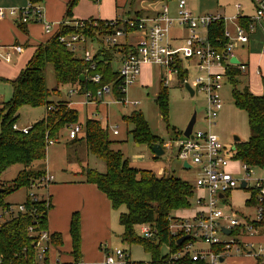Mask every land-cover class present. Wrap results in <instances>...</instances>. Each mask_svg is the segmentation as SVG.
Instances as JSON below:
<instances>
[{"label": "trees", "instance_id": "obj_1", "mask_svg": "<svg viewBox=\"0 0 264 264\" xmlns=\"http://www.w3.org/2000/svg\"><path fill=\"white\" fill-rule=\"evenodd\" d=\"M28 1L35 6L39 5L42 0ZM77 1L69 0L66 17L70 16ZM66 20L44 43L36 46L19 74L8 80L11 83L13 95L10 101L3 102L0 107V174L13 164H21L22 168L11 187L0 186V208L7 209L12 206L2 200L4 194L9 191L20 187L31 189L32 184L39 189L44 187L39 182L45 175V170H31V164L34 161L45 159L48 139L56 140L62 129L79 122L77 110L70 107L68 101L60 97V89L63 86L77 84L82 92L86 89L95 91L100 84L108 83L114 88V97L121 98L122 96V93L117 90L120 77L111 67L113 52L120 47L119 50L126 54L132 47L116 45L105 48L99 45L93 56L95 69L86 71L88 64L60 42L59 36L82 32L92 40L98 41L97 35L112 33L114 27H105L103 22L108 20H96L100 23L99 28L96 29L79 28L71 20L69 23H66ZM32 22L37 21L32 19ZM238 22L246 25L247 19L239 16ZM18 26L21 29L26 28V24L23 23H19ZM224 27L223 20L212 22L208 27V40L223 43L225 41ZM48 64L52 66L55 79L56 85L53 88H48L46 85L45 71ZM182 65L181 60L175 64L179 69L177 78L181 81L186 75V70ZM241 73L237 69L228 70L227 81L232 82L234 86L232 95L235 106L247 113L250 134L246 140L234 143L232 157L250 167L264 169V78L262 79V93L255 95L248 85H243L241 89L236 88V80ZM92 74H100V84L89 80L88 77ZM81 75L84 76L83 81L79 80ZM165 87L163 85L155 100L164 119L167 114ZM24 105L45 108L44 116L30 125L27 133L13 129V124L18 118V110ZM125 120L133 125L131 133L136 143H146L149 148L156 143L162 145L159 137L150 132L141 112H133L130 116H126ZM82 128V135L69 140L67 145L76 146L83 142L86 151L102 159L105 165L104 171H97L87 166L88 169L82 171L84 181L94 184L103 192L112 209L125 207V210L118 216L119 225L122 227L121 240L128 244L140 242L151 256L149 261L141 262L131 261L127 254L126 264H190L186 257L181 261L169 259V254L182 246L177 245V239L173 237L169 225L173 219L177 220L172 212L191 206V197L194 194L193 184L173 175H156L151 170L131 167L128 159L120 151L112 148L108 131L101 126L99 120L87 118L82 123ZM172 131L173 139L182 134L181 131L175 129ZM249 191L250 198L247 203L252 205L255 191L250 189ZM20 203L25 205L26 211L10 213L7 219L0 224V264H49L47 256L44 262L37 260L36 241L40 232L45 230L48 232L47 215L51 208L50 200L42 195L34 201L27 192L26 197ZM141 224H147L155 229L152 238H140L136 234L135 227ZM252 224L262 229L261 232H263L264 221ZM30 226L33 234H30L28 230ZM69 228L72 241L71 254L74 260L57 264H82L80 220L77 213L72 214ZM48 233L50 245L61 244L59 233ZM235 233L238 235L240 232L236 230ZM162 244L167 246L166 253L160 251ZM242 247L241 244L240 248ZM215 250L221 251L223 247H215ZM106 253L108 254V251ZM255 264H264V254L256 256Z\"/></svg>", "mask_w": 264, "mask_h": 264}, {"label": "built area", "instance_id": "obj_2", "mask_svg": "<svg viewBox=\"0 0 264 264\" xmlns=\"http://www.w3.org/2000/svg\"><path fill=\"white\" fill-rule=\"evenodd\" d=\"M92 1L98 2L100 0ZM250 1L253 13L245 16V19H247L246 25L238 22L242 6L239 2L234 3L236 11L234 16L226 19L220 13L193 15L187 8L186 0H177L175 18L169 16L168 7L162 5L153 17H134L103 22L105 27H114L112 33L97 35L99 41L97 44L105 48L120 45L119 40L130 32H141L142 38L124 55L117 71L120 77L117 90L122 93L121 98L113 96L114 88L111 84H100V74H92L89 75V80L100 84V86L95 91L89 89L83 91L82 95L85 102H101L105 95H112L114 101L118 100L125 103L126 89L137 81L142 65H157L166 68L170 73L177 74L179 69L175 66L176 62L187 60L192 62L195 68L200 71L195 83L197 89L206 94L207 108L204 119L208 126L212 125L222 108L220 89L224 81L227 80L228 70L248 71L246 63L239 61L238 63H232L230 61L231 57L234 56L235 47L239 44L248 43L250 36L258 27L264 28V0ZM6 17H16L17 21L23 24L32 22V19L40 21L41 7L28 2L27 6L22 9L0 8V19ZM217 20H223L224 23L226 21L234 23L233 32L226 26L224 27L223 37L225 41L223 43L208 40V27ZM73 24L79 28L91 29L100 26V23L96 20H79L74 21ZM173 24L184 27L187 31L185 40L180 46L174 47L168 42L169 31ZM44 30L46 33H51L52 28L49 24H45ZM59 40L74 52L81 50V58L88 64L86 71L95 69L93 56L96 49L90 48L89 44L93 41L96 42V40H92L82 32L61 35ZM21 49V46H14V50L17 52H20ZM9 57L10 54L6 53L5 58L9 59ZM255 72L257 75H261L259 68H256ZM79 92L77 84L70 85L68 96L79 94ZM131 104L137 105V102ZM13 129L21 130L23 133L28 131V127L19 128L16 123L13 124ZM81 132L82 125L74 123L68 127L67 137L70 140L77 138ZM113 133H117V130L113 129ZM54 142V139H48L47 146ZM173 146L176 150V156L183 161V164H188V168L196 166L197 177L193 187L194 191H198V195L195 197L196 209L193 215L180 218L179 221L177 216V220L173 219L170 222L169 228L174 238L177 240L183 236H187V238L181 243L182 246L179 249L169 254V259L181 261L186 257L190 264H221L220 259L224 258L228 250L233 245L241 244V239L237 237L235 231L238 230L239 234L248 232V235H253L257 233L258 228L254 227L252 223L264 221V178L256 179L255 183L249 187L248 181L250 180L252 167L242 162L238 163V167L245 172L246 177L236 178L229 168L232 162H237L232 157V148L228 152L218 136L212 132L192 129L189 136H184L182 132L180 137L174 139ZM52 178L51 175L45 173L39 184L45 186ZM243 181L246 182L244 188L248 187L250 190L255 191L254 203L252 204L255 208V215L252 219L246 216L238 219L235 211L231 210L227 213L221 207L223 201L228 202L230 198L228 193H231L237 187H241ZM31 187V189H35L36 185L32 184ZM29 196L34 201L38 199L34 191L29 193ZM25 211L26 208L23 203L9 206L7 209L0 208V224L7 219L10 213ZM223 229L230 230V233L225 234ZM28 230L30 234H33L31 226ZM140 233L143 238H152L155 229L147 224H141ZM49 245V233L46 230L40 232L36 241V258L39 262L45 261ZM202 245H206L208 248L200 247ZM245 245L254 256L264 254L262 243H259L257 247L254 242H248ZM220 246L223 247V250L216 251L215 247ZM126 256L127 253L124 249H117L113 255L106 254L105 264H112L116 259L120 260L121 264H126Z\"/></svg>", "mask_w": 264, "mask_h": 264}, {"label": "rangeland", "instance_id": "obj_3", "mask_svg": "<svg viewBox=\"0 0 264 264\" xmlns=\"http://www.w3.org/2000/svg\"><path fill=\"white\" fill-rule=\"evenodd\" d=\"M89 1L94 5L100 3V1ZM186 2L187 8L193 15L220 13L223 17L229 19V17L234 16L235 14V2H239L243 6L244 13L252 12L248 0H186ZM162 5H167L169 7V14L171 16H175L177 10L176 0H119L117 1L116 6H113L112 17L119 20H122L126 16L134 18V12L137 10L143 11L141 12L143 14H151L160 10ZM87 8L88 6L86 4L81 7L82 10ZM66 23H69V21ZM177 31V26H172L169 33H177ZM250 37L248 48L247 43L244 44V49L243 46H239L241 48L234 49L241 61H246L249 54L251 65L254 66H251L250 69V79L247 78L246 72H242L241 75L238 76V80H236V88L241 89L243 85H248L249 81L250 89L254 92H259L262 90L261 76L264 77V55H261V52H264V33L261 29L257 28V30ZM29 52L30 49L25 48L24 53L21 54L20 58L19 56H14L11 63H6L4 62V59H0V78H3V80H0V107L3 102L11 100L13 89L8 80L15 78L25 67L27 62L22 64V61L26 58V54ZM75 55L77 57L81 56V50H77ZM182 62L183 68L186 70V75L183 81L177 78L176 73H170L164 67L149 65L150 69L146 73V79L141 80V77L139 76L133 85L127 87L124 97L125 103L118 100L114 101V97L112 95H105L103 100L99 103H86L85 100H83L82 94H75L70 97H72L71 99L73 101L81 100L73 103V106L76 108L79 116L78 123H83L87 118L99 120L101 126L108 131L109 139L112 141V148L120 151L123 156L128 159L131 167L151 170L156 175H173L193 184L197 177V168L196 166H193L192 168L184 167L183 161L176 156V150L173 146L174 136L172 129L183 132L191 116L195 113L196 120L192 129L209 131L216 134L228 152L235 143V136L239 138L237 141H244L249 137L250 131L247 113L245 110L239 109L235 106L232 95L234 86L232 82L227 80L224 81V84L220 89L222 108L219 111L217 118L214 120V123L208 126L204 119L207 108L206 94L203 91H199L195 83L196 79L200 75V71L195 68L192 62L187 60H183ZM258 64L261 73L260 76L255 72V66ZM112 66L114 69L119 68V62H117L116 57L112 60ZM45 78L48 88L55 87L56 84L51 64L47 65ZM186 83L193 89V95H191L185 87ZM163 85L166 86L165 88L167 93V114L165 119L162 117L161 111L155 101ZM68 90L69 86H63L60 89V97L69 98ZM70 101L68 100V105L70 104ZM132 102H137V105H132ZM44 109V107H31L27 105L21 106L18 110V118L16 119L17 124L21 128L26 126L29 127L42 116ZM133 112H141L150 132L159 137L162 145L160 143L158 144H160L164 149V153L162 155L152 157L153 153L146 143L138 144L134 141L131 133L133 125L127 123L125 120V117L130 116ZM113 129L117 130V133H113ZM67 136L68 128L62 129L55 142L52 145L47 146V158L45 157L46 159L44 160L34 161L31 164L30 169L34 171L43 170L45 169V166L49 164L51 170H49V172L55 177L53 182H57L58 177L63 180L70 178L69 181H73V179L78 178L83 179L84 175L82 171H85L88 167L86 165L81 166L80 172L76 169L78 166V156L75 155L74 146L69 147L67 145L68 141L65 140L68 139ZM77 147L81 148V157L85 164L97 171H104L105 165L102 159L91 153H88L87 155L83 153V148L85 149L83 142L77 145ZM234 161L237 162H232L229 167L232 170L233 175L238 179L246 177L245 172L238 167V163H241V161ZM58 165H63L64 168L67 169L66 172L60 174V171H58L59 175H57L54 172V169L58 168ZM21 168V164H13L2 172V174H0V186L11 187ZM74 168L76 170L72 172ZM77 171L82 175V177L80 175H76ZM259 178H264V169L252 167L250 180L248 181L249 187H251L255 183V180ZM32 191L36 192L38 196H42L43 194V190L39 188L25 189V187H20L4 194L2 200L14 206L24 200L27 192L31 193ZM197 195L198 191L195 190L193 196L191 197V206L185 209V211H174L172 212V215L174 217L181 215L189 217L196 209L194 201ZM249 198L250 191L248 187H237L231 191L228 202L226 203V201H223V203H221V207L227 213L231 212V210L233 212L235 211L238 219L244 216L252 219L255 215V208L253 205L247 203ZM124 210L125 207L122 206L112 212L113 217L109 241L103 243L99 248H93V251L100 254L99 260L103 261L101 264H105L107 251L109 255H113L117 249H124L129 255V259L131 261L147 262L151 259L149 252L140 242L128 244L121 240L122 229L118 222V216L119 213ZM74 213H77L79 217L78 211ZM72 214L70 216V221ZM67 232L70 240V247L72 249L70 228H68ZM135 232L140 238H143L140 233V226L135 227ZM56 233L60 234L62 242L59 245H52L51 255H57L63 251V234L59 231ZM246 235H248V232L239 234L237 237L242 240V238ZM246 239L247 240L244 239L242 241L244 244L242 248H239L241 244L233 245L224 255L225 260L221 262V264H255L254 262L256 256L248 254V251L250 250L247 249L245 244L248 242H255L254 244L257 247L259 242H261L262 247H264V240L263 238L256 237H248ZM200 247L208 248L206 245H202ZM237 248H239V250ZM160 251L161 253H166L167 246L162 244ZM60 263L63 262L61 261ZM112 264H121V262L116 259Z\"/></svg>", "mask_w": 264, "mask_h": 264}, {"label": "crops", "instance_id": "obj_4", "mask_svg": "<svg viewBox=\"0 0 264 264\" xmlns=\"http://www.w3.org/2000/svg\"><path fill=\"white\" fill-rule=\"evenodd\" d=\"M88 1L89 0H78L77 3L72 8L70 16L66 17L65 13H66V8H67V3L69 2V0H42L41 3H39L41 7V20L37 22L27 23L25 29H21L18 26L19 22L17 21L16 17H6L3 19H0V59L1 60L4 59V62L6 63H11L14 56H19L20 58L21 54L24 53V49L29 48L30 52L26 54V58L22 61V64L28 62L36 46H38L41 43H44L52 35V33H54V31L58 28V26H60L66 20V18H67V21L71 20L72 22L79 21V20H90V19L103 20V21L119 20V19L112 17L113 16L112 15L113 6L114 5L116 6L117 1L119 0H100V3L97 5L91 4L92 2L90 1L88 2ZM248 1H249V6L251 7L252 12L244 13L243 6H241L240 16L245 17L253 13V7L251 4V1L250 0ZM28 2H29L28 0H0V8L5 9V8L13 7V8L22 9L27 6ZM176 3H177V0H176ZM84 4H86L88 8L85 10H82L81 7ZM168 10H169V7H168ZM158 11L159 10L151 14L149 13L143 14L141 13L143 11L137 10L134 12L133 17H153L157 14ZM169 16L171 15L169 14ZM171 17L175 18L176 14L175 16H171ZM125 18H130V17L126 16L123 19ZM45 24H49L51 26L52 28L51 33L45 32L44 30ZM173 26H177L178 31L177 33H173V32L169 33L168 42L174 47L180 46L183 44L185 40L187 31L184 27L178 26L176 24H173ZM225 26L230 31L233 32V29H234L233 22L226 21ZM258 28L261 29V31L264 33L263 27L262 28L258 27ZM141 38H142L141 32H130V33H127L126 36L122 37L119 40V44L121 46L128 45L132 47ZM97 42L98 41L96 42L93 41L91 44H89L90 48L92 47L93 49L97 50L100 45V44H97ZM248 45L249 43L247 44V48H248ZM14 46H21L22 48L21 51L20 52L15 51ZM239 46H243V49L245 48L244 44H241V45L239 44L237 47H235V49L241 48ZM119 49L120 47L117 48V50L113 52L112 60L114 59V57H116L117 62H119V67H120L121 61L124 58L125 53ZM6 53L10 54L9 59L5 58ZM261 55L263 56L264 52H261ZM234 57L239 62L246 63L248 65V71L246 72V76L247 78L250 79V69H251V66L252 67L254 66L251 65L249 54L247 56L246 61H241L240 57L235 53V51H234ZM111 65H112V62H111ZM149 65H153V64L142 65L141 73L139 75L141 77V80L146 79V73L150 69ZM111 67L116 72L119 70V68L114 69L113 66ZM255 67L259 68V64L256 65ZM263 78L264 77H262V79ZM261 83H262V80H261ZM248 87L250 89L249 81H248ZM250 91L255 95H260L262 93V90L259 92H254L250 89ZM82 93L83 91L79 92V94H82ZM69 98L62 97V99H64L65 101L71 100L69 106L72 108H74L73 103L81 101V100L73 101L71 99L72 97H69ZM83 100H84V97H83ZM44 114H45V109H44L42 116L39 119H41L44 116ZM79 124L82 125L81 122ZM16 125L19 127L17 122H16ZM82 131H83V128H82ZM81 135H82V132L79 134V137ZM65 140L69 141L70 139H65ZM74 148H75L74 150L75 155L78 156L77 157L78 166L76 169H78L80 172L81 166L83 165L88 166V165L83 162V159L81 157V148L80 147L78 148L77 145L74 146ZM83 151H84L83 153H85L86 155L88 154V152L86 151V148L85 149L83 148ZM154 156L155 155L153 153L152 157ZM46 158H47V151H46ZM47 166H45V169H44L45 173L53 177L52 180L47 182L45 186L41 188L43 190L42 195L46 198H49L50 204H51V209H49L48 211L47 228H48V232H58L59 231L63 234V237H64L63 251L60 252L59 254L51 255L52 245L48 246V250L46 252L48 263L57 264V263H60L61 261L62 262H72L74 260L71 254V247L69 243L70 240H69L67 231L69 228V221H70L71 214L78 211L79 220H80V228H81L80 229L81 231V263L82 264H101L103 261L99 260L100 254L93 251V248L101 247L103 243L109 241L110 239V229H111L112 217H113L112 212L114 211V209H112L108 198L94 184L85 182L84 178L83 179L78 178V179H73V181H69L70 178L63 180L60 177H58V181L53 182L55 180V177L52 173L49 172L50 165L48 164ZM76 169L74 168L72 172H74ZM66 170L67 169H65L63 165H58V168H55L54 172L57 175H59L58 171H60V174H61L63 172H66ZM79 172L77 171L76 175H80L82 177V175ZM182 210L185 211V209H182ZM194 213H195V210L192 212L191 215H193ZM184 217L186 216L185 215L178 216V218H184ZM261 230L259 228L257 233L253 235L244 236L242 240L240 241L241 244L244 245L242 241L244 239L247 240L246 238L248 237L249 238L250 237L263 238L264 240V233H262ZM239 248L237 249L239 250ZM247 249L250 250L249 248ZM248 254L253 255L252 253H250V251H248ZM224 260L225 259L223 258V261Z\"/></svg>", "mask_w": 264, "mask_h": 264}, {"label": "water", "instance_id": "obj_5", "mask_svg": "<svg viewBox=\"0 0 264 264\" xmlns=\"http://www.w3.org/2000/svg\"><path fill=\"white\" fill-rule=\"evenodd\" d=\"M230 61H231L232 63H238V60H237L234 56L231 57ZM79 80H80V81H83V80H84V76L81 75V76L79 77ZM185 87L187 88V90L189 91V93H190L191 95H193L194 91H193V89H192L187 83L185 84ZM195 120H196V114L193 113V115L191 116V118H190V120H189L187 126H186L185 129L183 130V135H184V136H189V135H190V133H191V131H192V128H193V125H194V123H195ZM234 140H235V142H237V140H239V138L235 136V137H234ZM232 148H233V147H232ZM150 150L154 153L155 156H160V155H162V154L164 153V149L162 148V146H161L160 144H157V143L151 145ZM183 165H184V167H186V168L189 167L188 164H186V163H184ZM245 186H246V182L243 181V182L241 183V187L244 188ZM223 232H224L225 234H229V233H230V230L223 229ZM186 238H187V236H183V237L179 238V239L177 240V243H178V244H181ZM220 261L222 262V261H223V258H221Z\"/></svg>", "mask_w": 264, "mask_h": 264}]
</instances>
